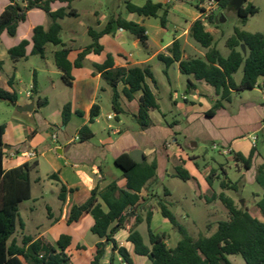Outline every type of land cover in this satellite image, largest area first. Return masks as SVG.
I'll return each mask as SVG.
<instances>
[{
  "label": "crops",
  "instance_id": "0c3cea01",
  "mask_svg": "<svg viewBox=\"0 0 264 264\" xmlns=\"http://www.w3.org/2000/svg\"><path fill=\"white\" fill-rule=\"evenodd\" d=\"M94 1L86 15L87 23L81 22L83 14L76 7L75 2L73 7L78 11V16L59 20L62 26L61 38L67 27V39L62 38V40L71 50L69 56L71 62H74L78 54L93 42L89 32L95 34L103 31L114 17L121 16L144 26L148 41L143 46L136 36L126 30L120 31L114 23L110 32L98 39L102 51L89 53L82 67L73 68L72 86L64 83L62 73L55 64L54 54L61 49V46L48 44L45 58L32 54L34 28L39 25L49 27L51 24L50 18L43 10L29 11L26 21L19 25L16 36L11 37L4 32L0 39V61L4 64L0 72V88L17 92V105L35 104L32 112H21L13 106L18 114L13 115L5 124L4 143L9 146L6 149L8 152L35 150L38 154L35 160H28L24 156H13L3 162L6 171L24 163L34 161L38 163L31 172V197L21 203L20 208L28 201H32L33 204L26 208L25 216L22 217L20 214V227L18 226L14 238L19 245H22L23 239L27 237L32 238V242L41 241L43 244L55 245L61 235H69L72 241L66 252L74 264H89L96 254L99 243H104L105 251L107 248H112V244L92 233L95 221L91 214L84 213L73 223H69L68 219L72 208L84 204L96 188L102 190L116 183L119 189L127 190V178L116 164V160L121 156L131 157L130 153L134 150H142L143 162L157 163L156 177L150 180L140 193V202L144 204L141 216L145 218L148 210H151L152 230L156 234H168V239L175 238L174 247L180 239L172 234L173 226L162 216L161 209L157 205L158 200L166 201L165 198L169 197L174 199L176 204H182V210L191 220L196 232L204 234L207 231L211 235L216 231L217 223L226 218L225 215L219 218V215L215 214L214 207L222 205L216 196L224 192L236 201L226 190H222L220 183L230 180L238 184L239 180L247 177L251 183H256L257 168L264 164V156L258 150L257 135V132L264 131V91L259 87L252 90L261 94L259 102L245 95H240L234 100V95L231 102L225 103L224 108L209 117L207 112L218 99L215 89L204 81H196L193 76L182 74L179 63L175 62L167 69V84H165L167 88L163 92L168 94L172 108L168 104L164 108L161 99L157 96L161 91L155 78V66L161 62L166 69L159 55L171 56L170 49L175 40L180 42L183 60L204 58L206 54L207 50L202 47L200 49V45L190 36L192 24L198 19L203 20L198 9L200 0H153L154 3L162 4L168 11L166 28L159 26L156 33L150 31L149 22L152 19H160L159 17L139 16L129 12L126 7L127 2L143 6L148 0H106L105 3L103 0ZM9 3V0H0V15ZM62 7H67V4L61 2L52 4L53 11ZM215 12H219V4ZM162 14L163 10L159 12V16ZM23 40L29 41L26 57L14 61L9 50ZM109 55L112 56L116 68L150 66L153 71L156 83L151 79H147L146 82L160 108L150 111L152 122L150 127L142 129L138 124L141 92L136 93L132 100L121 94L123 112L118 115L115 113L112 105L113 91L103 80L102 73L95 67L102 65ZM23 68L28 69L31 74V79L26 85L22 74ZM171 69L177 74L176 80L179 83L176 87L173 85L172 77L169 76ZM183 77H186V89L183 93H179L178 88L184 86ZM263 79H259L260 84ZM34 80H36V94L33 92ZM188 81L195 86L189 92ZM123 86L121 83L118 86L121 93ZM29 92L31 95H28ZM39 99H47L48 104L39 107L37 105ZM180 99L184 104L180 103ZM66 104L71 105L73 114L69 123L64 126L62 110ZM96 104L100 107V114L91 123V110ZM52 105L55 107L53 113L48 111ZM234 105L238 108L233 112ZM108 107L113 112L109 111L105 114ZM78 112H82V115ZM102 118L107 120L108 127L99 132L96 126ZM114 120L115 125L111 123ZM85 125L91 128L94 135L91 139L82 141L79 138V130ZM200 142L210 143L214 148L215 145L221 146L229 152L225 154L221 151V155L230 159L233 158V153H241L248 158L254 151L250 169L241 168L243 164L234 160L239 178L237 181L232 180L224 163L217 160L208 163L204 154L196 153L195 150H198ZM178 166L187 170L192 179L182 181L176 177ZM211 173L213 177L210 185L207 177ZM53 174H56L59 180L51 177ZM168 179L175 181L172 188L165 185ZM62 186L66 188L63 193H61ZM257 191L260 199L262 192ZM60 195L64 200H61ZM196 195L204 198L206 205L203 212L204 219L194 217V209L197 206ZM39 209H43L42 214ZM222 209L224 211V208ZM251 214L263 221L258 210ZM198 215L202 217L201 213ZM90 233L96 238L88 239ZM128 237L129 233L125 229L115 235L118 244L130 251L134 264H149L148 257L134 253L133 244L128 241ZM144 240L148 243L145 237ZM167 244L170 246L168 240ZM116 259L120 261L121 258L116 254Z\"/></svg>",
  "mask_w": 264,
  "mask_h": 264
},
{
  "label": "trees",
  "instance_id": "16d2710c",
  "mask_svg": "<svg viewBox=\"0 0 264 264\" xmlns=\"http://www.w3.org/2000/svg\"><path fill=\"white\" fill-rule=\"evenodd\" d=\"M0 15V39L4 32L11 37L16 36L18 27L25 22L29 11L33 9L43 10L51 20L49 27L36 26L33 34L32 54L45 58L46 46L53 44L61 46V49L54 54L55 64L62 73V79L68 86H72L74 67H82L85 57L91 53H100L102 47L98 44L100 36L110 32L115 23L119 29H123L136 36L141 44L145 46L148 41L147 30L144 26L128 21L121 16L112 18L106 28L101 32L90 36L93 42L78 54L77 59L71 62L69 59L70 48H67L61 38L62 26L59 20L67 17H77L78 11L73 7L77 0H9ZM55 2L66 3L57 11L52 10ZM231 0H220L219 11H225ZM245 3H248L246 0ZM127 10L143 17H159L163 28L167 26L168 11L160 3L148 0L143 6H136L130 2L126 3ZM163 14L159 16V12ZM259 9L253 4L243 6L240 11H235L239 18L240 27L234 28L233 35L226 39L225 45L230 50L228 56L222 55L215 44L213 34L207 30L203 20H196L190 29V36L204 49V58L183 60L181 45L175 40L170 52L171 56L159 55V59L166 65L167 69L175 62L179 63L180 71L184 75L193 76L196 81H204L215 89L218 99L213 107L207 112L212 117L219 110L224 108L225 103L231 102L234 95L243 91L253 90L259 87L264 91V33H252L242 29L248 22L249 17L256 15ZM219 15L213 12L208 18V23L217 25ZM28 40H23L19 45L11 48L9 54L14 61L26 57ZM245 45L244 52L242 46ZM3 62L0 61V72L3 69ZM102 73V78L112 89V105L118 115L123 112L121 106V94L132 100L134 95L141 92L139 99L137 120L139 126L144 129L152 125L150 111L159 110V103L147 84V79H154L150 66L123 68L115 67L111 55L107 56L102 65H95ZM243 69V77L240 82L235 79V74ZM123 84L122 93L118 90L119 84ZM194 84L187 82V91L192 89ZM33 92L36 94V80H34ZM0 101L11 104L18 101L17 92H9L0 88ZM47 99H39L37 105L45 107ZM73 111L70 104H66L62 110V125L66 126ZM82 115V112H78ZM100 114L99 105H94L91 110L90 122L93 123ZM6 125H0V264H74L66 250L71 244L72 238L69 235H61L55 245L43 244L41 241L32 242L30 237L24 238L22 245L17 243L14 235L17 232L20 222V205L31 197V172L38 163H24L23 165L6 171L3 167V156L8 149L4 143ZM93 132L88 125L79 130V138L82 141L93 137ZM19 152V151H17ZM254 151L246 158L241 153H233V159L242 163L247 169L252 164ZM116 164L122 169L127 178V190H121L116 183H112L104 189L96 188L92 191L90 198L80 206H74L71 210L69 223L76 222L84 213H89L94 218L92 233L108 244H112L113 254L110 264H119L116 254L126 264H134L130 251L120 246L115 239L118 231L125 229L129 233L128 241L133 244L134 253L145 256L149 264H233L229 256L239 255L246 264H264V164L257 168L256 183L262 188L261 198L256 202L257 210L263 217V221L254 217L244 207H237L233 198L224 192L216 196L227 209V218L217 223L216 231L211 235H199L193 238L187 229L178 221L175 214L169 209L167 202L158 200L162 216L169 220L174 230L181 238L175 247L167 244L168 234H156L151 228L153 213L148 210L146 217L141 216L144 204L141 201L142 189L147 183L156 177L157 163H137L128 155H123L116 160ZM51 177L58 176L53 174ZM176 177L182 181L192 179L189 172L183 167H176ZM213 174L207 177L208 183L212 184ZM222 190H237V182L224 180L220 183ZM62 186L61 193L65 191ZM61 197V195H60ZM61 200H64L61 197ZM146 222L148 230V243L137 227ZM104 243L97 245V251L89 264H101L105 254Z\"/></svg>",
  "mask_w": 264,
  "mask_h": 264
},
{
  "label": "rangeland",
  "instance_id": "374dc122",
  "mask_svg": "<svg viewBox=\"0 0 264 264\" xmlns=\"http://www.w3.org/2000/svg\"><path fill=\"white\" fill-rule=\"evenodd\" d=\"M104 3L106 2V0H103ZM95 1L94 0H83V1H77L75 2V5L77 8H79L81 10V13L83 14V17L81 19V22L87 23L88 18H87V12L90 8V5L94 4ZM194 3V2H193ZM253 4L254 6H256L259 9V12L254 15L249 17L247 24L242 27L243 29L252 32V33H256V32H262L264 33V0H251V2L245 3L244 6H247V4ZM194 8V7H193ZM195 10V9H194ZM217 14L219 15V22L217 23V25H212L209 24L207 22L206 24V28L208 31H210L214 38H215V44L217 46V48L220 50V52L222 53V55L224 56H228L230 53V50L226 47L225 42L226 39L230 36L233 35V31L234 28L237 26H241L239 23V18L235 13V10L231 9V8H227L225 11H219L217 12ZM224 15L226 18L225 22H221L220 21V16ZM191 19V17L189 18ZM78 24V23H77ZM161 27L160 24V19H152L149 22V29L152 33H156L157 28ZM67 27L65 28L64 32L62 33V38L64 40L67 39ZM199 48L201 49V46H199ZM38 60H41L40 57H37ZM42 63V61H40ZM158 62V61H157ZM165 70L164 65L160 62L157 63V65L155 66V78L156 81L159 83L158 87L160 88L161 93L157 94L158 98L161 99L160 101L162 102V105L164 108L167 107V104L170 108H172L171 106V101L168 97V94L163 93L164 90H166L167 85L165 86V84H167V77L166 74L163 72ZM22 74L24 77V82L25 85L28 84L29 80L31 79V74H29L28 69H22ZM169 76L172 77V82L173 85H178L179 82H177L176 80V71L174 69H171L169 71ZM243 77V69L241 68L236 74H235V79L237 82H240L241 79ZM184 81L186 80V77H183ZM168 87H170L168 85ZM178 87V86H177ZM170 89V88H169ZM179 93H183L184 89H186V81L184 82V86L183 87H179L178 88ZM240 95H245V96H249L252 100H255L257 102H259L261 100V94L258 93L257 91H252V90H247V91H243L240 94H237L234 96V100H237L236 97L238 98V96ZM237 104V101H235ZM180 103L184 104L183 100L180 99ZM235 109L232 110L233 112L238 108L237 105H234ZM55 110L54 105H52L48 111L53 113ZM109 111H112V109H110L109 107L105 110V114ZM18 114L16 109L9 103L4 102V101H0V125H4L6 124L13 115ZM171 120V118H169ZM169 120V121H170ZM182 121V118H181ZM107 120H105L104 118H102L99 122V124L96 126L97 131H103L105 128H107ZM115 120L113 122H111L112 124L115 125ZM257 135L259 137V141H258V150L263 154L264 156V131H259L257 132ZM199 148L198 150L196 149V153L197 154H204V157L207 158V160L209 161L208 163H212L214 162V160H217L219 162L224 163V165L226 166L227 170H228V174L229 177L232 180H238L239 178V174L236 168V165L234 163V159H230L229 157H225L223 155H221V151H222V147L219 145H215L216 147L214 148L210 143H203L200 142L199 144ZM203 164V163H202ZM245 167L244 165L241 167L243 168ZM248 179V180H247ZM247 179H243V180H239L238 181V188L237 190H233V189H228L226 190L227 193L229 195H231L232 197H234L236 199V205L237 207H244L247 208L248 210H250L253 214L257 211V207H256V202L259 200V192L257 190H260L262 192V188L257 184V183H251L249 181V177H247ZM178 182V181H176ZM175 181L172 179H168L165 182V185L169 188H172L174 185ZM167 205L169 207V209L175 214V216L177 217L178 221L187 229L189 235L193 238H197L199 235H209L210 233L205 231L204 234H198L195 228L192 227L191 225V220L187 218V216L184 214L183 210H182V204H176L174 199H171L169 197L165 198ZM195 203L197 204V206L195 207V213H194V217L195 218H199V219H204V209H205V201L204 198L199 197L198 195L195 196ZM33 202L32 201H28L25 202L24 205L21 206L20 208V214L21 216H25V210L27 207H29L30 205H32ZM158 205V202H157ZM223 206V207H222ZM221 208V209H219ZM224 208V211L223 209ZM215 209V214L218 216L219 218H222L223 215L226 216L227 218V209L225 208V206L222 204L221 206H216L214 207ZM40 213L43 211V209H39ZM199 213H201L202 217H199ZM42 214V213H41ZM225 218V219H226ZM224 219V220H225ZM216 223V222H215ZM214 223V224H215ZM20 227V226H19ZM18 227V229H19ZM174 229V228H173ZM138 230L141 232V234L145 237L146 240H148V230H147V225L146 223H143ZM179 239L181 238L180 234L174 230V233ZM91 238H96L93 237V234L90 233L88 235V239ZM175 239V238H174ZM174 239L170 238L168 239L169 242V247H174ZM113 252H112V248H107L104 254V257L102 258L101 264H110V258L112 256ZM231 261L233 262V264H246L244 259L239 256V255H232L230 256ZM118 263H123V260L120 259V261H117Z\"/></svg>",
  "mask_w": 264,
  "mask_h": 264
},
{
  "label": "built area",
  "instance_id": "2783aa9c",
  "mask_svg": "<svg viewBox=\"0 0 264 264\" xmlns=\"http://www.w3.org/2000/svg\"><path fill=\"white\" fill-rule=\"evenodd\" d=\"M219 1L220 0H200V2L198 3V9L201 15L203 16V21L205 25L208 22V18L212 15L213 12H215L216 6L219 4ZM122 30L123 29H120V31ZM28 95H31V93L29 92ZM222 152L225 154L229 153L226 149H222ZM13 156H24L28 160H35L38 157V154L35 150H29L27 152H13V153L12 152L10 153L6 150L3 156V162H5L6 160H8L10 157Z\"/></svg>",
  "mask_w": 264,
  "mask_h": 264
},
{
  "label": "water",
  "instance_id": "95a60500",
  "mask_svg": "<svg viewBox=\"0 0 264 264\" xmlns=\"http://www.w3.org/2000/svg\"><path fill=\"white\" fill-rule=\"evenodd\" d=\"M246 0H231L229 3V8L235 10V11H240L241 8L244 6ZM220 21L225 22L226 18L224 15L220 16ZM217 23L219 22V19L216 21ZM243 51H246L245 45L242 46ZM12 106L16 107L17 110L21 112H32L35 109V104H26V105H17L16 102L11 103ZM130 156L137 162L141 163L144 161V153L142 150H134L133 152L130 153Z\"/></svg>",
  "mask_w": 264,
  "mask_h": 264
}]
</instances>
